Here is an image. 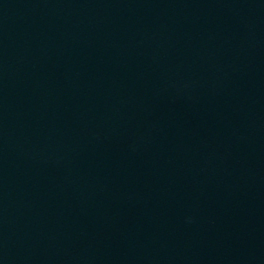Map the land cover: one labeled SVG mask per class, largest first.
Wrapping results in <instances>:
<instances>
[{
	"label": "water",
	"instance_id": "water-1",
	"mask_svg": "<svg viewBox=\"0 0 264 264\" xmlns=\"http://www.w3.org/2000/svg\"><path fill=\"white\" fill-rule=\"evenodd\" d=\"M0 264H197L87 0H0Z\"/></svg>",
	"mask_w": 264,
	"mask_h": 264
}]
</instances>
